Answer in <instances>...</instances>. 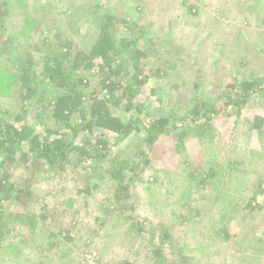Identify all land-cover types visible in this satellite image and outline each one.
Returning <instances> with one entry per match:
<instances>
[{
  "label": "rangeland",
  "instance_id": "rangeland-1",
  "mask_svg": "<svg viewBox=\"0 0 264 264\" xmlns=\"http://www.w3.org/2000/svg\"><path fill=\"white\" fill-rule=\"evenodd\" d=\"M6 2V15L0 20V117L14 125L28 124L37 132L42 125L52 127L48 105L59 94L53 84L39 81L35 96L22 102L18 77L27 48L38 45L41 61L46 52L57 55L54 35L59 33L71 38L77 48L88 49L101 14L111 10L137 26L135 32L119 26L117 35L134 39L138 48L149 52L151 68L159 70V77L149 80L136 99L141 113L110 107L120 119L148 121L169 112L180 117L196 103L216 102L227 85L242 80L259 81L261 90L250 95L238 116H213L212 142L187 139L183 152L177 153L171 135L160 136L148 153L149 164L142 165L130 183V199L123 205L110 206L113 185L98 174L88 178V195L67 191L49 198L43 187L35 190L38 203L42 199L49 205L63 202L68 213L63 218L66 231L49 239L50 229L38 228L29 236L25 228L11 224L0 245V264H156L152 249L160 245L164 232L170 240L163 243V264H264V242H256L264 240V185L251 208H245L257 182L264 183V135L247 132L254 117L264 118V0ZM40 69L41 65L35 68ZM74 75L88 82L86 103L93 92L104 94L99 92L95 68ZM83 134L76 137L77 144ZM99 134L108 138L111 156L120 159L142 144V133L118 144L113 134L104 131H94L93 138ZM241 157H246L247 174L232 175L245 180L239 191L226 190L223 183L196 187L188 177L193 169L206 172L209 164L241 161ZM90 174L85 170L82 179ZM0 207L10 210L13 205L1 201ZM129 214L146 233L130 228ZM52 242L55 246L49 247Z\"/></svg>",
  "mask_w": 264,
  "mask_h": 264
},
{
  "label": "trees",
  "instance_id": "trees-1",
  "mask_svg": "<svg viewBox=\"0 0 264 264\" xmlns=\"http://www.w3.org/2000/svg\"><path fill=\"white\" fill-rule=\"evenodd\" d=\"M6 7V0H0V20L6 15ZM99 21L96 38L88 49L77 48L71 38L56 33L54 38L59 54L46 52L41 61L36 54L40 48L34 43L24 53V64L18 77L22 102L35 96L39 81L53 84L59 94L48 105L53 126L42 125L41 132L28 124L14 125L0 117V202L7 201L13 205L10 210L0 207V245L5 243L11 224L25 228L29 236H33L38 228L50 229L49 239L66 231L63 218L67 211L63 202L49 205L42 199L38 203L35 190L43 187L45 196L49 198L65 195L67 191L76 196L88 195V178L98 174L107 176L113 185L110 206L123 205L130 199V183L141 173L140 167L149 164L148 153L160 136L171 135L177 153L183 152V143L187 139L212 142L213 116L225 113L238 116L250 95L261 90L259 81L242 80L238 84L227 85L216 102L196 103L183 116L169 112L168 115L151 117L148 121L138 117L124 121L113 115L110 107L121 108L125 112L134 109L141 113L142 105L136 99L149 80L159 77V70L151 68L149 52L138 48L134 39L117 35L119 26L130 32L136 31L137 26L131 18L111 10L103 12ZM39 65L41 69L37 72L35 68ZM93 68L98 76L99 92L104 94L96 96L93 92L86 103L84 89L88 82L74 73ZM263 125L264 118L256 116L249 123L247 132L264 135ZM96 130L113 134L115 144L122 143L132 134L142 133V144L130 156L120 159L111 156V145L106 135L99 134L93 138ZM82 132L81 142L77 144L75 139ZM241 158V161L227 159L223 164H209L206 172L193 169L188 177L196 181V187L223 183L226 190L239 191L245 180L232 175L247 174L246 157ZM85 170L91 174L82 179ZM260 181L245 208H251L255 196L262 193L264 183ZM65 186L71 189L65 190ZM126 220H130V228L146 233L133 214H129ZM53 229H57V234ZM223 233L227 236L224 228ZM169 240L170 236L164 232L160 245L153 246L152 255L156 264L165 263L162 247ZM21 241L25 242V239ZM256 242L261 244L264 240L257 238ZM55 243L48 245L53 247ZM121 264L130 263L124 261Z\"/></svg>",
  "mask_w": 264,
  "mask_h": 264
},
{
  "label": "water",
  "instance_id": "water-1",
  "mask_svg": "<svg viewBox=\"0 0 264 264\" xmlns=\"http://www.w3.org/2000/svg\"><path fill=\"white\" fill-rule=\"evenodd\" d=\"M262 236H264V231L262 232V234H261Z\"/></svg>",
  "mask_w": 264,
  "mask_h": 264
}]
</instances>
